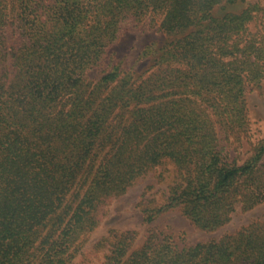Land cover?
Masks as SVG:
<instances>
[{
    "label": "trees",
    "instance_id": "obj_1",
    "mask_svg": "<svg viewBox=\"0 0 264 264\" xmlns=\"http://www.w3.org/2000/svg\"><path fill=\"white\" fill-rule=\"evenodd\" d=\"M237 2L0 0V264H70L102 206L157 167L174 177L142 206L147 223L179 208L214 230L264 202V139L238 152L264 79V8L216 15ZM145 27L171 37L145 48L147 72L88 77ZM134 235L111 231L105 263L264 264V224L193 245L152 229L131 251Z\"/></svg>",
    "mask_w": 264,
    "mask_h": 264
},
{
    "label": "rangeland",
    "instance_id": "obj_2",
    "mask_svg": "<svg viewBox=\"0 0 264 264\" xmlns=\"http://www.w3.org/2000/svg\"><path fill=\"white\" fill-rule=\"evenodd\" d=\"M248 3H259L264 8V0H244L234 5L224 4L218 7L216 15L226 11H241ZM226 5V6H225ZM264 24V12L260 15ZM252 30L256 23L250 24ZM171 37L157 31V28L128 29L112 45L102 66L89 72L90 79L97 80L102 72L110 70V65L119 64L124 70H131L138 76L149 70L153 63V55L144 57L145 48L152 42L162 45ZM247 117L249 128L244 144L238 147L239 161H243L249 154L251 147L259 140L264 139V79L258 86L246 95ZM162 167L149 171L140 178L125 194L114 197L101 208V220L96 229L89 235L88 241L70 264H106L105 256L109 248V233L111 231H134V242L131 251L140 247L149 230L169 235L179 245H193L198 242L217 240L225 235L238 232L242 228L255 224H264V202L248 210H242L241 204L235 205L228 223L214 229L205 230L195 225L184 216L179 208L170 209L158 216L153 222L143 220L142 206L161 205L166 196L168 186L173 180L172 165H167V170L160 177Z\"/></svg>",
    "mask_w": 264,
    "mask_h": 264
}]
</instances>
